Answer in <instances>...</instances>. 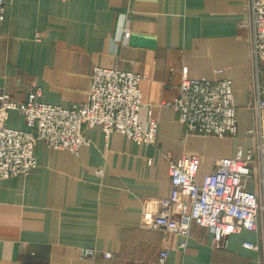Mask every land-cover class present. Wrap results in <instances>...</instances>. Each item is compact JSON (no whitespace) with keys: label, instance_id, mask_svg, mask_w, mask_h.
<instances>
[{"label":"crops","instance_id":"crops-1","mask_svg":"<svg viewBox=\"0 0 264 264\" xmlns=\"http://www.w3.org/2000/svg\"><path fill=\"white\" fill-rule=\"evenodd\" d=\"M245 20L244 0L7 1L0 87L13 101H25L34 88L41 102L67 108L87 102L94 67L137 73L143 77L139 121L147 129L154 119L157 134L145 145L118 133L106 140L100 127H86L90 145L77 157L38 141L37 167L1 183L0 264H157L162 250L168 251L166 264H261L262 250L242 244H263L264 213L257 231L231 233L221 247L210 229L197 224L187 237L153 227L159 201L170 193L172 163L200 157L201 183L218 159L251 148L248 31L240 28ZM184 72L188 79L232 82L236 138L186 135L177 113L158 107L177 96ZM6 126L29 130L17 111H10ZM245 187L263 197L258 164ZM171 217L177 220V207ZM83 249L95 257L82 258Z\"/></svg>","mask_w":264,"mask_h":264},{"label":"built area","instance_id":"built-area-1","mask_svg":"<svg viewBox=\"0 0 264 264\" xmlns=\"http://www.w3.org/2000/svg\"><path fill=\"white\" fill-rule=\"evenodd\" d=\"M0 0V22L4 20V5ZM246 20L240 25L248 31L250 66V103L253 125L248 130L251 148L244 152L240 147L233 158L215 162L210 175L196 182L200 157L185 155L169 168L170 193L159 201V212L154 228L166 233L187 237L192 224L208 228L214 234L216 247H221L231 233L242 230L257 231V217L264 213V194L260 199L245 187L254 164L264 170V0H244ZM129 33L126 31L125 37ZM142 76L112 68L94 67L90 74L88 99L84 104L63 108L41 102L40 89H29L23 102L13 101L0 87V188L1 183L18 175L27 176L37 167L34 147L41 141L47 148L66 150L74 156L82 147L90 145L83 134L84 128L100 127L107 140L118 133L136 144H153L157 123L151 119L144 129L139 121L143 103L140 89ZM158 107L173 109L186 135L202 137H237L238 117L233 101L232 82L228 79H188L185 72L178 94ZM148 105V115H152ZM10 111L23 115L28 131L6 126ZM100 174V172H97ZM177 207V220L171 217ZM245 249L262 250L263 244L244 242ZM184 249L185 242L179 245ZM91 249L81 250L82 258H94ZM110 259V253L104 254ZM168 251L162 250L157 264H166Z\"/></svg>","mask_w":264,"mask_h":264}]
</instances>
